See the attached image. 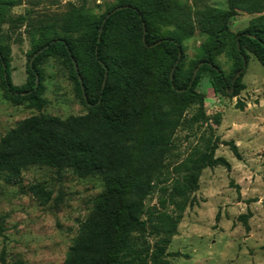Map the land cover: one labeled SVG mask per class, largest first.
<instances>
[{
	"label": "trees",
	"instance_id": "obj_1",
	"mask_svg": "<svg viewBox=\"0 0 264 264\" xmlns=\"http://www.w3.org/2000/svg\"><path fill=\"white\" fill-rule=\"evenodd\" d=\"M80 1L78 6L67 2L64 12L31 25L27 81L18 87L11 81L10 36L2 27L23 24V15L9 14L22 0H0L5 97L41 109L43 86L39 81L35 87L36 76L42 77L45 57L56 56L71 70L88 108L65 118L31 115L19 121L0 138V176L17 183L27 167L45 165L100 177L103 189L79 223L62 264H142L150 249L146 234L158 237L150 256L162 262L186 208L195 204L203 169L230 168L225 157L215 155L218 140L210 128L170 171L165 160L175 131L192 104L198 108L191 122L209 119L204 95L196 90L201 72L208 73L215 93L225 91L230 77L216 57L227 58L232 74L245 68L248 52L264 68V0H226L227 8L193 6L188 0H115L99 12ZM238 11L256 16L235 32L229 22ZM195 34L203 40L187 58L184 42ZM214 123H220L218 114ZM230 147L239 157L236 144ZM28 191L41 204L51 198L38 183ZM154 192H159L157 204L146 205Z\"/></svg>",
	"mask_w": 264,
	"mask_h": 264
},
{
	"label": "rangeland",
	"instance_id": "obj_2",
	"mask_svg": "<svg viewBox=\"0 0 264 264\" xmlns=\"http://www.w3.org/2000/svg\"><path fill=\"white\" fill-rule=\"evenodd\" d=\"M67 2L80 0H22L9 10L25 21L16 28L4 24L10 36V74L16 86L27 81L31 45V25L66 10ZM115 0H85L86 6L99 12ZM193 6L227 8L226 0H188ZM256 14L238 11L230 18V29L245 28ZM203 38L195 34L184 42L185 55L192 58ZM215 61L230 77L225 91L215 93L206 71L201 72L196 90L204 95L203 109L207 122H191L197 111L192 104L173 137V148L166 157L170 171L212 128L218 140L216 156L225 157L230 168L222 165L203 169L194 191L195 204L188 206L171 237L162 262L150 256L158 239L145 235L148 255L142 264H264V68L248 52L246 66L237 77L230 71L224 55ZM42 77L41 109L25 103L15 104L4 95L0 80V138L22 119L31 115L65 118L83 114L87 105L75 89L71 70L56 56H46L39 67ZM198 71V69H197ZM196 71V73H197ZM195 73V74H196ZM233 82V83H232ZM232 91L230 92L229 90ZM220 123H214V116ZM237 146L239 157L231 150ZM41 184L51 192L45 204L29 191L31 184ZM99 176H78L68 169L33 165L23 170L20 181L6 182L0 176V264H62L76 236L79 223L92 211L93 199L102 191ZM159 192L152 193L146 205L157 204ZM245 216V217H243Z\"/></svg>",
	"mask_w": 264,
	"mask_h": 264
},
{
	"label": "water",
	"instance_id": "obj_3",
	"mask_svg": "<svg viewBox=\"0 0 264 264\" xmlns=\"http://www.w3.org/2000/svg\"><path fill=\"white\" fill-rule=\"evenodd\" d=\"M143 30H145V29H143ZM151 46H152V45H151ZM40 51H41V50H40ZM36 54H37V53H35L34 56H35ZM71 60H72V62H73L74 69H75V71L77 72V64H76V62L74 61L73 58H71ZM31 61H32V59H31L30 62H29L30 65H31ZM196 71H197V69L194 71V75H195ZM239 72H240V71H238V72L235 74V76H234V78H233V81H234V79L238 76ZM77 77H78V80H79V82H80V84H81L83 97L85 98V94H84V90H83V87H82V83H81L80 75L77 74ZM37 78H38V77L36 76L35 87H36V84H37ZM104 82H105V81L103 80L102 85H104ZM232 83H233V82H232ZM229 91L231 92L232 89L229 90Z\"/></svg>",
	"mask_w": 264,
	"mask_h": 264
}]
</instances>
